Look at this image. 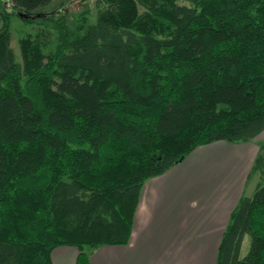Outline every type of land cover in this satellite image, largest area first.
<instances>
[{
	"label": "trees",
	"instance_id": "trees-1",
	"mask_svg": "<svg viewBox=\"0 0 264 264\" xmlns=\"http://www.w3.org/2000/svg\"><path fill=\"white\" fill-rule=\"evenodd\" d=\"M51 1L0 8V264H54L59 246L92 264L130 241L146 180L264 130V0H95L94 21ZM252 174L217 264H264V139Z\"/></svg>",
	"mask_w": 264,
	"mask_h": 264
},
{
	"label": "rangeland",
	"instance_id": "rangeland-1",
	"mask_svg": "<svg viewBox=\"0 0 264 264\" xmlns=\"http://www.w3.org/2000/svg\"><path fill=\"white\" fill-rule=\"evenodd\" d=\"M3 2L7 0H0V8ZM66 3L65 12L76 15L90 8V19H96L95 0H52L42 11L52 13ZM24 16L20 11L11 18L12 46L18 55L19 38L32 30ZM1 21L0 15V26ZM263 139L264 130L249 141L217 140L198 146L166 172L145 181L128 242L144 249L135 255L141 264H217L233 210L243 196L253 195L260 182L258 174H250ZM250 242L247 234L240 257ZM114 246L121 247L105 245L91 255L97 261L109 256L106 264H126L124 258L118 261L120 252H112ZM63 247L78 252L76 246ZM70 262L74 261L66 264Z\"/></svg>",
	"mask_w": 264,
	"mask_h": 264
},
{
	"label": "crops",
	"instance_id": "crops-1",
	"mask_svg": "<svg viewBox=\"0 0 264 264\" xmlns=\"http://www.w3.org/2000/svg\"><path fill=\"white\" fill-rule=\"evenodd\" d=\"M135 222H136V214H135L134 226H135ZM134 226H133V231H134ZM132 234H133V232H132ZM130 242H131V239H130L129 243ZM129 243L127 245L126 244L119 245L121 247L114 246L111 250H113L112 252H120V256L117 258L118 261H121L124 258V262L126 264H141L140 263L141 258L138 256H135V255H138L140 253V250H144V249L143 248H135L134 246L129 245ZM103 246H105V245H103ZM55 253H57V259H55V255H54ZM78 253H79V249L77 252L73 249H66V247L64 249L63 246H59L53 250L52 260H53L54 264H66V263H69V261L75 262ZM94 258H96L95 254L90 255V260H91L92 264H106L108 261H110L109 256H107L104 260L101 259L99 256V261H97V258L96 259H94ZM95 260H96V262H95ZM74 262H70V263L73 264ZM176 264H178V263H176Z\"/></svg>",
	"mask_w": 264,
	"mask_h": 264
}]
</instances>
